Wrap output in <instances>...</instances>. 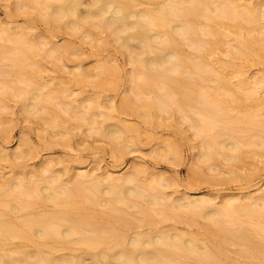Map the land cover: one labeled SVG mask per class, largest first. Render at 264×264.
I'll return each instance as SVG.
<instances>
[{"label":"rangeland","instance_id":"374dc122","mask_svg":"<svg viewBox=\"0 0 264 264\" xmlns=\"http://www.w3.org/2000/svg\"><path fill=\"white\" fill-rule=\"evenodd\" d=\"M22 1L23 0H17V1H15V3L13 2L14 3L13 4L10 1H9L10 3H8V0H6V3H5V0H0V25H1L0 26V29H1L0 30V34H1L0 39L2 38L0 40V51H1L0 54L3 56L7 55V56H5V58L3 56L1 57V55H0V64L2 63L0 65L1 66L0 67V95L4 94V92L5 93L8 92L7 94L10 97L8 99V101H9L8 106L11 107V108L10 107L8 108L9 110L8 109L7 110L6 109H0L1 110L0 113L2 115H4L5 117H7L6 118L7 120L5 119L6 123L4 124L3 127L0 128V149H3L6 152H8L9 156H10V160H11L9 163V162H7V160H5L3 158L0 159V189H1L0 190V197H1L0 198V211L4 212L6 210L4 212V219L8 218L6 220H16V219L18 220V219L24 217L25 214L28 215L31 212H32L31 214L35 213V215H36V214H41L44 212H46V213L52 212L53 209H54V211L59 210V208L55 209L52 205H49V203L45 204V202H43L42 200L40 202V198L38 196H36V192H34V191H36L37 187L42 188V186L44 187L47 185L48 181L53 180V178H54V180H56V178H58L59 180L58 179L57 180L59 183H57V184L59 186L58 185L57 186H58V190H60V191H64L67 189L71 190L73 188V186H75V185H76V188L79 187L78 193L81 194V197H80V194H77L78 197H76L74 199L73 198L69 199L70 203L68 206H66L68 208V210L65 207L62 208L64 211L68 212L67 214H69V213L72 214V215L69 214V218L71 220L79 221V219H81V217L85 216L84 217L85 219H81V220H83V223L85 222L84 224H86L87 226L86 225L84 226V224L82 222H81V225L79 223V226L81 227V229L83 228L85 231H83L84 233H80V235L79 234L76 235V237H75L76 239H78V238L80 239L83 236V234H85L87 231H89L88 225L92 222L89 225V228H90V226L96 225L97 228H99L101 230L102 237L104 234H106V235H104V237L107 240H108V238H110L112 236L111 237L112 239H109V240H113V242H118V243L120 242L121 243V244L119 243L120 246L118 245L117 247H115V249L110 251L111 253L112 252L115 253L118 250H120L126 246V243L130 237L132 238V237L136 236L137 238L141 237L140 238L141 241L142 240L143 241H145V240L150 241L155 236H158V235L159 236L162 235V236L168 238V235L170 236V235L178 233V234L185 236L184 239H194V240L197 239L196 245H200V247H201L200 251L206 252V250L209 248L208 253L206 252V254H204V256H201L200 254H199L200 256L196 255V257H195V255L194 256L190 255V262L191 263L193 262V264H197L198 261L201 264H203V263L204 264H231V263L232 264H236V263L237 264H240V263L241 264H244V263L245 264H253V263L257 264V262L260 261V260L259 261L257 260L258 259V253L261 251V248L258 244L264 243V233L262 231L259 232L258 228L255 226V224L253 222L252 223L248 222V219L246 217L240 218L238 216V218H237V215L234 212H231L230 216H233V217L226 218V219H231V220L225 221L226 219H223L224 220L223 224L222 223L221 224L220 223H212V224L209 223V224H207L208 222L206 220H204L203 214H205V212H204L205 209L206 210L209 209V212L211 210L212 211L213 210L218 211V210L222 209L224 204L227 205L230 202H231V205L233 207L232 209H235L237 211H242L243 210L242 207H245L246 209H248L247 211L250 213V212H253L258 207L255 210V212H253L254 215H257V211H261V213H264V212H262V211H264V209H262V210L259 209V205L264 203L263 198H262V201L260 200L261 194H263L262 197L264 196V192H263V190H264V156H263L264 155L263 154L264 147L258 148V147L253 145L259 141H264V127L260 129V128H256L254 126L253 127L249 126V128L248 127L246 128V126H243L246 128V129H244L243 127L241 128L242 125L241 126L239 125L240 127L238 125H234V128L231 125V128H233V129H231L230 132L232 134H228L227 136L225 135L224 137L219 138V140H221V141L227 140L226 142H228V143L230 142L229 144H232L234 146L236 145L237 142H241V143L243 142L242 146L241 145L239 146V153L244 154V156H245L244 161H246V160L247 161L244 164H239V163H237L238 161L236 159L231 157V155H233L231 153V151H228L229 153H231L230 156H228V155H226V154H229L228 152H226L227 150H224V152L223 151L221 152V149L219 150V148L216 145H211L212 141H209V140L206 141V138L203 136L202 130L200 131V129H201V126H200L201 122H199L200 119L197 120L198 118H200V115L198 114V110L196 112V110L193 109L192 113H190L191 115L188 114L189 117L192 116V118L194 119V122H188L187 121L188 119L186 120L184 118L181 119L182 114H180V112L177 110V107L174 106L175 104L173 103V100H171L172 98L174 99V97L170 94L169 95L166 94V92H167L166 89H167L168 85H173V86H175L177 84L181 85L182 92H181V96H179L178 98L180 100H182L183 102L188 103L190 105L193 103L192 105H194V107H197V108L199 107L203 110L205 109V111L209 112L210 114L214 112L212 115H214L215 119H218L219 121L221 120V122H220L221 128H224L227 125L230 126L229 120L231 118H233L234 116L237 117L238 115L240 116L241 112L246 110V108L247 109L249 108V110L254 108L253 105H255V104L252 105V102L250 103V101H249V102H247L246 105L244 104L245 106L243 107V109L238 107L237 104L236 105L233 104L232 106H230L227 109V112H228V113H226L227 115L225 114V112L223 113V111L220 112L218 107L217 108L215 107V109H216L215 110L214 106L211 105L212 106L211 107L210 105L207 104V99L205 97L206 95L203 96L202 95L203 93L201 94V91H199L198 88L200 86H202V87L204 86V87H206L204 90H206L208 92L211 89L208 93L213 94L216 92L215 88H214V87H216V85H215L216 82L213 83V81H214L213 79H212L213 81L212 80L205 81L202 78H200L199 76H197L198 77L197 78V77H194L196 75H189V73H188V75H187V73H185L184 74L185 77H184V75H182V73H184L185 71L182 69H177L176 72L172 73V76H171V73L168 74V76L166 78L167 82H166V79H164L162 81V79H160V78L154 79L155 81L154 80L147 81L148 79L146 77H142V79L139 81L137 80L136 83H133L136 80H134L131 83L130 81H128V78H126V76H128L127 74H130V76L134 77L133 72L134 73L136 72L137 67L135 65V67H134L135 69L132 68V64L134 66V63H132L133 60L130 61L128 56L125 57L126 55L120 50L119 43L117 41L116 42H114V40L111 41V43L108 45V48L107 47L103 48V46H102V48L97 47V49H96L95 47L97 46V43L100 41H98L96 43L95 40H98L99 38H100L99 40L104 39L105 38L104 36H106V34L104 35V33L101 30H99V29L97 30V28L95 27L94 31L96 30L95 32L97 35H95L94 37H87V34H84L81 31L78 32L79 36H78V33H75L76 35L73 34L74 37L72 36V34L67 35L68 31L64 28L63 23H54V22L52 23L51 21L49 22V20H47V18H46L47 11L45 12V10H43V9L41 10V7L37 6L36 3L35 4L33 3L31 5V3H26L24 1L23 2ZM146 1L148 2V0H146ZM146 1L144 0V2H143L142 0H138L139 5L136 7L137 8L136 10H140V9L143 10V9H147V8L148 9H152V8L156 9V8L162 7L163 5L164 6L169 5L172 7L175 6L174 8L176 10L179 7L178 9L180 10V13H179V10H177L176 15L178 14L179 16L177 15L178 18L176 19V21H178V22L180 21V22L178 23L175 21V22H173V25L171 24V26H174V24L175 25L181 24L184 21H185L184 23H186L188 21L190 22V21H192L190 19H193V21L195 22L193 24V26L189 25L187 27L189 28V30L192 27L191 32H193V31L196 32L198 40H199V38L201 39V37H202L201 40H203L205 38V41L206 40H213V39L216 40L215 37H212V36L207 35L205 33L206 30H208V28L206 26L207 25V19L205 20V18H206L205 12L202 9L199 10L200 6L198 7V5L196 6L195 4H193V8H191L190 6H188L186 4L179 5L180 0H176V1L175 0H173V1L172 0H154V1L149 0V2L152 4H150L149 2L145 3ZM204 1L206 3H208V9H209V11L211 10L210 11L211 16H215L216 14L221 15L222 13L223 14L221 16H224V14H225L223 11V10H225L224 5L217 4V3H220V1L213 0V3H212V1L210 2L211 5L209 4V0H207V1L204 0ZM242 2L244 4L248 3L250 6L253 5L254 7H256V9H258L257 11H258V15H259V20L261 19V21H259V22H261L260 26L262 25L261 27H262V29H264V0H242ZM16 3L17 4L19 3V5H17ZM22 3H24V4L21 5ZM176 3H177V5H176ZM214 4L218 10L214 6ZM11 5H12V7H11ZM24 6H27V7H25V9H24L23 8ZM222 6L224 7V9H222L223 8ZM189 7L192 10H190ZM196 7H197V9H196ZM209 7H211V8H209ZM37 9H39V11ZM183 9H184V11H183ZM214 9H216V10H214ZM192 11H193V13H192ZM182 12H185L186 14L189 12L192 15H190L188 13L189 16H187V15H185V13H183L185 15L183 17ZM195 12H197V14H195ZM211 12L214 13L215 15L211 14ZM196 15L198 17H196ZM186 16L190 17V18L188 19ZM180 17L182 19L185 18L186 20L185 19L182 20ZM194 17H196L197 19L195 18V20H194ZM46 20H47V23H52L54 25L47 24L45 22ZM205 22H206V24H204ZM26 24L28 26L32 27V29L28 28L27 31L29 33L32 31L33 33L31 32L30 33L31 35L29 34V38L32 36L31 39L36 40V43H37L36 48H37V51L40 53V55H38L39 58L37 57V59H40V58H41L40 60L43 59L44 64L49 63V64H45V66L48 65L45 67V71L42 70L43 73H38V76L36 75V77H35L36 80L34 79L35 82L37 81L36 84L38 86H31V87L26 86V85L22 86V84L19 82V80L16 79L15 75L9 76V74H10L9 64L11 65L12 60L14 58V55L10 54V56H9V54H7V53L14 49V44L7 39L4 30H2L5 28L4 26H7V25L8 26L9 25H11V26L16 25V26L25 27V26H27ZM57 24H60L59 26H61V25L62 26L58 27ZM196 25H197V27H196ZM50 26L54 27V28L56 26L58 27V29L56 30L55 33H53V35L48 33V31H50ZM194 26H195V28H193ZM205 28H207V29H205ZM60 29H65V30L63 32V30H60ZM60 31H62V32H60ZM201 31H202V33H201ZM98 32H100V33H98ZM232 32H233V30H232ZM80 33H81V35H80ZM151 34H155V32L154 33L151 32ZM198 34L200 35V37ZM33 35H34V37H33ZM49 35H50V37H49ZM54 35H56V36H54ZM84 35H85V37H84ZM3 36H5L4 39H3ZM70 37H72V38H70ZM231 37L233 38L235 36L232 34ZM91 38H93V39L91 40ZM232 38H230V39H232ZM6 39H7V41H6ZM178 39L179 38H177V42H178V46H176L177 49L180 50V52L183 53L185 56H187L191 59L193 58V61L197 60V57H199L201 54H203L204 50L206 52L207 48L209 47L205 43L203 44L201 41H200L201 42L200 43L198 40L191 39L189 36L188 37L185 36L184 38H182L183 40L182 39L178 40ZM225 40H228V41H225ZM232 40L229 41V39H224V44L220 43V46L221 47L224 46V48H221L220 46H218L219 47V48L217 47L218 49L215 48L214 50L211 51L212 55L210 54V56H208V59L210 58V60H213L212 62L214 64L209 60L210 64H212V66L214 65V67H216L217 63H220V61H222V63H224L225 61L228 62L231 60L232 57H231V55H228V50L225 49V45L230 42L226 46V48L234 50L235 48H233L234 46L232 45L233 44ZM47 41H48V43H46ZM187 41H189V42H187ZM194 41H196V42H194ZM53 44H55V46L57 45L56 47H60V46L62 47L65 44H69L70 50L65 51L64 53H62V55H60L59 53H56V54H52L53 56H51V55H49V51L52 49ZM230 44L233 47H231ZM179 46L181 47V49ZM117 47H118V49H117ZM159 47L164 48V46H162V45H159ZM119 50H120V52H119ZM73 52L74 53L76 52L77 54L75 53L74 55L70 56L69 54H73ZM187 53H189L190 55H188ZM65 55L67 56V59H66ZM197 55H199V56H197ZM11 56H13V57H11ZM150 56L152 57L153 54L152 55L150 54ZM254 56L255 55H253L254 61H253L252 57H250L251 59L249 58V60L243 58L244 62H243V59H241V60L236 59L237 61L234 60V61H236L235 64L237 63L235 67L238 70H241V73L243 74L242 77H244V79H246L245 81L250 82L252 84L258 80V78H259V77H257L258 75L259 76L264 75V58L260 59V57H259V59H257L258 56L257 55L255 57ZM7 58H9L8 61H7ZM62 59H64V60H62ZM61 60H62V62H61ZM259 60H260V62H259ZM65 62H67V63H65ZM62 63L64 65H62ZM248 63H250V65ZM99 64L101 66H105V65L107 66V65H111V64L113 65V67H114V65L116 66V67L111 69V73L114 76L111 77V75H110V78H109V80L111 81V84L113 82V86L110 84L105 86L106 83L102 82L103 80L101 78L98 79V78H96V76H94L99 71V66H100ZM218 66H219V64H218ZM238 67H240V69ZM78 69L82 70V71L84 70L85 72L87 71V74H88L87 79L88 80L87 81L85 80L86 82L84 81V83L81 82L80 84L77 82L78 79H81L80 76H77V77L75 76L76 72H78ZM131 71H132V75H131ZM181 71H182V73H180ZM224 71L225 70H222V72L224 74L229 73V75L232 76L231 71H228V70L226 72H224ZM72 74L74 76H72ZM115 74H117V75H115ZM72 77H74L75 79ZM168 77H169V79H168ZM171 77H172V79H171ZM210 77H213V76L210 75ZM242 77H241V79H242ZM89 78L91 80L92 79L93 80L88 82ZM111 78H113L114 80ZM193 78H195V79H193ZM234 78H236V77H232V79H234ZM94 79H95V81H97L96 83H95ZM96 79H98V80H96ZM232 79H231V82H232L231 85L233 84L232 87L236 88L238 79L236 78L237 81L235 79L234 80H232ZM157 80H159V81H157ZM180 80L182 83L180 82ZM184 80H185V82H183ZM145 81H147L146 84H145ZM170 81H172V82H170ZM201 81L203 83L205 82V84H203ZM210 81H212V82H210ZM164 82H165L166 86L164 85ZM196 82H198V83H196ZM60 83H61V85L62 84L64 85L63 88L67 87L66 89L68 91L72 90V91H70L71 94L73 93L72 95H76L80 92H84V94H86V97L83 98V100L85 99L86 101L84 100V102H82V100H78L81 103H79L78 101H74V102L72 101L71 102L72 105L77 107V108H72L70 110L67 108V106H63L60 104H59L60 106L57 105L58 102L56 99H53L52 92L51 91L48 92L49 90L48 91H46V90L48 88L51 89V87H52V89L56 88L59 90L63 86V85L60 86ZM97 83H101L102 86H100L99 88L97 87L98 89L93 88V84H97ZM175 83H177V84H175ZM191 83L193 85L189 86ZM40 84L42 86H40ZM45 84H47V85H45ZM78 84L80 85V87ZM162 84H163V86H162ZM185 84H186L187 88H185V86H184ZM43 85L46 86L47 89ZM18 86L21 88L19 89ZM109 86H111V87H109ZM29 87H30V89H29ZM89 87H91L96 92V93H93L95 96L92 94V92H94V91L91 90ZM189 87H191V88H189ZM22 88H24L23 90H25V91H27V89H28V92H30V94H33V93L37 94L38 93L37 95H39L42 99L44 98V103L46 104L47 107L51 106L55 110L57 109L56 111L58 113L61 112L60 114H63V115H61L62 118H65V120L68 122V124L70 125V130H71V131L70 130L69 131H70V133H73V134H70V136H71L70 138L68 137L69 140L67 138L68 141H66L64 133H62L61 131H60L61 133L59 131H55V129H53V128L51 129V127L49 126V124H47V122L44 123V122L40 121V119H42V118H44V119L50 118V115L47 114V112H45L44 110H42V108L40 106H39L40 109L38 107L36 109L37 113L33 112L35 115L32 113V114H30L31 116H29L28 115L29 113L26 114L27 112L26 113L23 112V108H20V106L22 107V105H21L22 99L20 97L18 98V94H17V92L19 90H21ZM183 88H185V89L183 90ZM196 88H197V90H196ZM212 88H214V90H212ZM4 89H6V90L4 91ZM9 89H12V90L10 91ZM188 89H191V91H189ZM192 89L197 91V92L193 91V93H192ZM49 93H51V94H49ZM15 94H16V96H15ZM260 94H258V97L259 98L262 97V99H263L264 98L263 93H260ZM127 95L130 98H132L131 101H132L133 107L131 109L132 112L128 111V113H127V111H126V113H125L123 111H120L119 108H120L122 101L124 100V98H126ZM87 96L90 98L93 96L96 99H98V97H100L99 99H101V98H103L104 100L106 99V101H103L104 103H102V105L99 108L95 109L96 111H98V112L94 111L93 115L95 117L92 116L91 114H89V111L91 108V102L89 101L90 98L87 99ZM151 97H152V99H151ZM203 97L205 98L206 101H204ZM258 97H257V95L254 96V99H257L256 103H259L262 100V99H259ZM69 98H71V96L67 97L68 101L70 102L72 99H69ZM147 99L152 100V101L154 100V103L157 101L156 105L159 106L158 110L160 109V111L164 114L163 115L161 112H158V113H160L159 114L160 117H162V118L159 117V119L162 120V122H159L160 124H158V122H155V121H153L154 124H153V122L150 123V120L148 118H144L142 116V111L139 109V107L141 106V103H143V101L147 100ZM157 99H159L160 101ZM169 99H170V101H169ZM141 100H143V101H141ZM196 100L201 102V103L197 102ZM161 101H162V103H161ZM190 101H191V103H190ZM30 102H32V101H30ZM54 102H56L57 104L55 105ZM77 102H78V105H77ZM202 102H205V103H202ZM18 103L20 106L18 105ZM88 103H90V104H88ZM195 103L196 104L198 103L199 106L195 105ZM53 105H55L56 107ZM135 105L138 107L139 111L137 110V107H135L136 109L134 108ZM200 105H201V107H200ZM89 106H90V108H89ZM109 106H111L112 108L110 109ZM166 106H168V107H166ZM87 107H88V109H87ZM113 107L115 109V111L113 110L114 112L112 111ZM175 107H176L177 112L175 110ZM209 107H210V110H209ZM99 110H101L102 114H107V115L111 114L110 116H111L112 120L113 121L114 120L119 121L120 125L125 124V125L136 126V127H134L135 131H136V129L138 131L129 132V133H127L128 135L125 134L124 142H126V143H124L122 141V139L116 143L117 145L119 144V147H121L123 150L125 149V152L122 151L121 148H116L115 149L116 151H115L113 148H111L110 143L108 141L104 140V138H102V137H99L100 135L97 132H95V130H94L95 127H93V126H97L96 122L101 119V118H98V117H100V114H101V112ZM162 110H165L167 112L169 111L168 113L171 114L172 116H170L167 112H163ZM42 111H44V112H42ZM108 111H111L112 113L108 112ZM170 111H173L174 113H171ZM64 112H66V113H64ZM44 113H46V114H44ZM96 114H97V116H96ZM196 114H198V115H196ZM216 114L218 115V117L215 116ZM197 116H198V118H197ZM39 117H40V119H39ZM224 117L228 120H226ZM147 119L149 120V122ZM95 120H96V122H94ZM222 120H224V121H222ZM177 121L179 122V124ZM8 123H9V125H8ZM112 123L113 122H111V124ZM161 123H163V124H161ZM175 123H177L178 125ZM84 124L86 126H84ZM198 124H200V125H198ZM45 127H46V129H45ZM107 127H108V130L115 128L113 126V124L109 125ZM2 128H5V129H2ZM89 128H91V130L93 128L94 132H92V131L90 132ZM240 129H243V131L241 132ZM43 130H44V132H46V130H48L49 133L48 134L45 133V135H44ZM262 130H263V132H261ZM195 131H196V134H194ZM148 135H149V137H147ZM130 136L134 137V139H135L134 142L136 141V143H133L134 145H131V143H130L131 142L129 139ZM251 136H253V137H251ZM241 137L243 138V140ZM64 139H65V141H64ZM60 140H63L64 142L63 141L61 142ZM127 140H129V141H127ZM203 140L206 143H204ZM256 140H257V142H256ZM121 141L123 144L121 143ZM208 142L210 145L208 144ZM203 143H204V145H203ZM205 145H209V147H210L209 150H207L208 152L206 150H205L206 152L204 151ZM167 146H169V150H168ZM128 148H130L131 150ZM202 148H203V150H202ZM216 148L219 151H217ZM126 149L131 151V152L129 153V151H127ZM250 151H251V153L253 151H255V152L257 151L256 153H258V155H257L258 157L252 156V155L250 156L249 155ZM166 156L171 157V158L166 159ZM214 159H215V161H214ZM231 159H233V160H231ZM249 160H250V162H249ZM248 162H249V164H247ZM46 169H48V172L50 171L49 174H48V172H44V170H46ZM131 171L133 173L136 171L138 172V173H135L136 174L135 179L131 178V175H132ZM46 174H48V175H46ZM81 175H83L84 177ZM107 175L108 176L110 175L112 178L114 177L113 178L114 180L112 181L111 184H110L111 181L109 180V178H107ZM228 175L230 177H228ZM125 180H127V181L125 182ZM153 180L154 181L156 180L155 184L157 185V183H158L157 187L158 186L159 187L156 189V192L149 190L150 192L148 193L146 191V190H148V188L146 185L144 186V184L145 183L148 184L150 182H153ZM24 181H25V183H24L25 189L24 190H27V191L23 190V193L28 194L29 192H31V194L30 193L28 194L29 197H25L26 200L29 201L30 206H29L27 211H23L19 214L18 213L12 214V212L9 211L6 203L4 202L5 200L12 197L11 196L12 194H10V192H8V190H9L8 186L11 183L14 184L17 182L20 183V182H24ZM77 182H79V183H77ZM96 182H99V183H97L98 185L96 184ZM81 184L84 185L83 187H86V185H88V184H89V186L91 184L92 185L96 184L97 186H99L98 187L99 191L96 193L94 190V192H93L94 194L93 193L91 194V192H89L87 190L83 191L84 189L82 188ZM115 184H117L118 186H115ZM1 185L3 186V189H2ZM4 185H5V188H4ZM114 186H115V188H119L120 193H121V194L119 193L117 198H116V200L118 202L116 200L114 201L115 203L113 202L114 209H117L120 211V213H118V214H117V212H115V210L112 207H110V206L108 207L107 205H105L104 202H106V200H105L106 197L101 193L105 188L106 189H109V187L114 188ZM28 187H29V189H28ZM34 187H36V188H34ZM127 187L131 188V189L135 190L137 193H139L138 198L139 197L140 198L139 199L137 198L138 200L136 199L138 201V206L136 208L135 207L133 208L131 203H129L123 197V194H122L123 190L126 189ZM81 189H83V190H81ZM140 190H142L143 192ZM258 190H262V192H260ZM32 193H34V194H32ZM1 194H2V196H1ZM100 194H102V195H100ZM153 194H155V195H153ZM143 195H144V197H143ZM101 196H102V198H101ZM32 197H33V199H32ZM257 197H260V198L257 199ZM27 198H30L31 200L27 199ZM196 198L199 199V203H197L198 201H195V200H197ZM200 198L202 199L201 201H204V203L202 202L201 205H200ZM34 199L38 200V201H35ZM82 199L84 201H82ZM238 199L240 201H238ZM1 200H3V201H1ZM207 200H209V202ZM250 200H252V201H250ZM148 201L154 204V206H152L153 209L156 208V210H161L162 213L157 215V214L153 213V211H150L148 206L146 205V203ZM76 202L81 203V205L83 203L82 206H84V207H82V208L84 210L86 209L85 212L81 213L79 211V209H78L79 205ZM186 202H188V203H186ZM194 202H196V204ZM192 203H194V204H192ZM209 203L211 206L209 205ZM255 203H256V207H255ZM257 203H259L258 206H257ZM73 204H75V205H73ZM187 204H188V206H187ZM139 205H141V206H139ZM180 205H186L187 209L189 208V210H186V209H184L182 211L180 210V211H178L179 212L178 213L174 209L176 206L178 207ZM195 205L201 206L202 209L199 208V209H201V210H199V209L195 208V213H194V209H192V208L196 207ZM213 205H214V207H213ZM128 206L131 208H129ZM191 206H193V207H191ZM235 206H236V208H234ZM3 207H5L4 210H3ZM146 207H147V209H146ZM249 207H251V208H249ZM51 208H53V209H51ZM70 209H72L73 211ZM240 209H242V210H240ZM77 210H78V212H76ZM191 210H193V211H191ZM196 210H198L197 211L198 216L196 215ZM184 211H186V212L184 213ZM187 211H189V214H187ZM232 211H234V210H232ZM8 212H9V214L11 213V215L8 216ZM75 212H76V214H74ZM79 212H80V214H79ZM86 212H89L88 215ZM190 212L191 213L193 212L195 216L192 215ZM84 213H85V215H84ZM206 213H208V210L206 211ZM175 214H177V215H175ZM73 215H75V216H73ZM86 215L89 218H86ZM117 215H119V217H117ZM166 215L169 217H172V218H175V217L176 218L166 220ZM187 215H188L189 219L187 218ZM235 215H236V217H235ZM184 216H186V217H184ZM240 216H243V215H240ZM74 217H76V218L74 219ZM92 217L94 218V221L89 220V219H92ZM97 217H99V218H97ZM104 217H106L107 219L106 218L104 219ZM191 217H192V219H194V221H192ZM116 218H117V220H115ZM108 219H110V220H108ZM241 219H243L244 221ZM245 219H247V220L245 221ZM84 220H86V221H84ZM99 220H101V221H99ZM95 221H97V223ZM102 221L104 222V224ZM230 221L232 222V226H231ZM235 221H237V223ZM105 222H108L109 224H107V223L105 224ZM192 222H194V223H192ZM225 222L227 223V225ZM244 223H247V224L245 225ZM205 224H207V225H205ZM215 224H217V225H215ZM251 224H252V226H251ZM106 225H108V226L105 227ZM202 226H204V227H202ZM209 227H211L212 230ZM244 227L247 228L248 231ZM213 228L216 230H214ZM251 228H252V230H251ZM103 229H105V230H103ZM109 229H110L111 233L108 232ZM205 229H206V236L204 235ZM200 230H202L203 232H201ZM209 230H211V231L209 232ZM104 231H105V233H104ZM212 231H214V232H212ZM215 231H217V232L221 231V232L218 234ZM231 231H233V233ZM106 232H108V233H106ZM258 232H259V234H258ZM222 234L224 236H228V237L230 236V238L224 237ZM107 235H109L110 237L109 236L107 237ZM202 235H204V236H202ZM113 236H115L116 239ZM142 237H143V239H142ZM234 237H236V238H234ZM75 238L73 237L72 241H77ZM53 239L56 241V243L61 245V246H59L57 244L59 251L55 252V251H51L49 249L44 248V249H46V250H43L46 256L56 257V256H60L61 254L62 255H73V254L78 255L81 252L80 249L84 250L83 247H79L80 245L77 246L78 244H71L70 243L71 244L70 247L68 245H65V247H63L62 244L64 245L67 243H65L64 240L60 238V236L56 237V235H53ZM57 239L60 242H58ZM114 239H115V241H114ZM258 239H260V240H258ZM61 240H63L64 243ZM220 241H221V244H220ZM257 242H258V244H257ZM13 244L21 246L22 242L21 241H14ZM27 244H25L24 250L32 249V245L30 246L29 243H27ZM218 244H220V246H218ZM221 245H222V247H221ZM217 246L220 249V253L218 252V249H216ZM246 246H247V248H246ZM202 247H204V249H202ZM248 247L250 250L248 249ZM245 249L248 251L252 250V252L246 253V251H245V254L243 252L242 253L240 252L242 250L244 251ZM258 249H260V250H258ZM221 250H224V252ZM209 251H211V253ZM222 253H223V255H222ZM211 254H213V255H211ZM19 256L20 255H16V257L15 256L14 257L18 258ZM191 256H193V257H191ZM191 258H194V259H191ZM199 258H200V260H198ZM195 259L197 260V263H196V261H194ZM250 259H252V260H250ZM259 263L264 264V260L262 263L261 262H259Z\"/></svg>","mask_w":264,"mask_h":264},{"label":"bare ground","instance_id":"6f19581e","mask_svg":"<svg viewBox=\"0 0 264 264\" xmlns=\"http://www.w3.org/2000/svg\"><path fill=\"white\" fill-rule=\"evenodd\" d=\"M9 1L11 3H13V2L15 3V1H17V0H8V3H10ZM23 1L26 2V3H31V5L33 3L34 4L36 3L37 6L41 7V10L43 9V10H45V12L47 11L46 18H47V20H49V22L51 21L52 23L53 22L54 23H63L64 24V28L68 31L67 35L68 34H70V35L72 34V36H73V34L78 33V32L81 31L84 34H87V37H94L95 35H97L96 32H95L96 30L94 31V28L96 27L97 30L98 29L101 30L104 33V35L106 34V36H104L105 37L104 39L99 40L100 39L99 38L98 40H95L96 43L98 41H100V42L97 43V46L95 47L96 49H97V47L98 48L99 47L102 48V46H103V48L104 47L105 48L106 47L108 48V45L111 43V41H113V40H114V42L117 41L119 43L120 50L126 55V56L125 55L124 56L125 57L128 56L129 59H130V61L133 60L132 63H134V66L132 64V68L135 69L134 68L135 65L137 67L136 72L135 73L133 72L134 77L130 76V74H127L129 77L126 76V78H128V81H130L131 83L134 80H136V81L133 82V83H136L137 80L138 81L141 80L142 77H146L148 79L147 81H152V80H154L156 78H160L163 81L164 79L167 78L168 74L171 73V76H172V73L173 72H176L177 69H182V70L185 71L184 73H182V71L180 72V73H182V75H184L185 73H187V75H188V73H189V75H196L194 77L199 76L200 78H202L205 81H209V80H212L213 79L214 80V81L212 80L213 83L216 82V84H215L216 87H214L216 92L213 93V94L208 93L211 89L208 92L206 90H204L206 88L204 86H203L204 88L202 86H200L199 88L197 87V88L199 89V91H201V94L203 93L202 94L203 96L206 95L205 97L207 99V104L210 105V106L211 105L214 106V109H215V107L216 108L218 107V109L220 110V112L223 111V113L225 112V114L228 113L227 112V109L230 106H232L233 104H235V105L237 104L238 107H240L242 109L247 104V102H249V101H250V103L252 102V105L255 104V105H253L254 108H252L250 110H249V108L248 109L246 108V110H244L243 112H241V114L239 113L240 116L238 115L237 117L234 116L235 118L234 117L231 118L229 120L230 126L227 125L224 128H221L220 127L221 120L219 121L218 119H215L214 115H212L214 112L210 114L209 112L205 111V109L203 110V109H201L199 107L198 108L197 107H194V105H192L193 103L190 105L188 103L183 102L182 100H180L178 98L179 96H181V92H182L181 85H178L177 83H175L177 85H175V86L168 85L167 86V89L164 87L167 90L166 94H168V95L170 94V95H172L174 97V99L171 97L172 98L171 100H173V103L175 104L174 106H176L177 107V110L180 112V114H182L181 115L182 116L181 119L184 118L186 120L188 119L187 120L188 122H194V119L192 118V116L189 117L188 114L192 113V110L193 109L196 110V112L198 110V114L200 115V118H198V116H197L198 119L197 118L196 119L197 120L200 119L199 122H201V125L200 124H198V125L201 126V129L200 128L199 129H200V131L202 130L203 136L206 138V141L207 140L212 141L211 145H216L219 148V150L221 149V152L222 151L224 152V150H227L226 152L231 151V153L233 154V155H231V157H233L234 159H236L238 161L237 163H239V164H244L247 161V160L244 161V159H245L244 154L239 153V146L240 145L242 146V143L243 142L242 143L241 142H237L236 145L234 146L232 144H229L230 142L229 143L226 142L227 140L226 141H221V140H219V138H222L225 135L227 136L228 134H232L230 131H231V129L234 128V125H238V126L239 125L240 126L242 125L241 128L243 126H246V128L247 127L249 128V126L250 127L251 126L252 127L254 126V127L260 128V129L264 127V98L262 99V97L261 98L258 97V94H260V93H263V95H264V75H261V76L258 75L257 76V77H259L258 80L252 84L250 82L245 81L246 79H244V77H242L243 74L241 73V70H238L235 67L236 64H237V63L235 64V62L237 61L236 59H240L241 60V59L244 58V59H248L249 60V58L252 57V59L254 61L253 55H255V56L257 55L258 56L257 59H259V57H260V59L261 58H264V31H263L264 29H262V27H261L262 25L260 26V23L261 22H259V21H261V19L259 20V15H258V11H257L258 9H256V7H254L253 5L250 6L248 3H247L248 5L246 3L244 4L242 2V0H218V1H220V3H217V4L224 5L225 10H223V11H224L225 14H224V16H221L223 13L221 15H219V14H216L215 15L214 13L211 12V14H214L215 15V16H211L210 15V11L211 10L209 11V9H208V3H206L204 0H180L179 1V3H180L179 5L186 4V5L190 6L191 8H193V4H195L196 6L198 5V7L200 6L199 10L202 9L205 12V17H206L205 20L207 19V25L206 26L208 28V30H206L205 33L207 35H210V36L216 38V40L213 39V40H206L205 41V38L203 40H201L202 37H201V39L199 38V40H198L196 32H194V31L191 32L192 27L190 26L191 27L190 30L187 27L189 25H192L193 26V24L195 23L193 21V19H190L192 21H190V22L188 21L186 23H184L185 22L184 21L183 22L184 24L183 23L177 24V25L174 24V26H171V24L173 25V22H175L176 19L178 18L177 17L178 14L176 15V12H177V10H179L178 9L179 7L178 8L176 7L177 8V10H176L174 8L175 6L172 7V6H169V5H167V6L166 5L165 6L163 5L162 7H159V8H156V9L155 8H152V9H148L147 8V9H143V10H141V9L140 10H136L137 9L136 7L139 5L138 0H23ZM142 1L144 2V0H142ZM211 1L213 3V0H209V4H210ZM148 2H149V0H148ZM148 2L146 1L145 3H148ZM5 3H6V0H5ZM177 3H176V5H177ZM23 4L24 3H22L21 5H23ZM150 4H152V3H150ZM215 4H214V6H215ZM12 5H11V7H12ZM17 5H19V3ZM25 7H27V6H24L23 8L25 9ZM190 7H189V9H190ZM224 7L222 9H224ZM209 8H211V7H209ZM196 9H197V7H196ZM216 9H217V7H216ZM216 9H214V10H216ZM37 10L39 11V9H37ZM190 10H192V9H190ZM183 11H184V9H183ZM197 12H195V14H197ZM179 13H180V10H179ZM183 13H185V12H182V14ZM188 13L187 14L185 13V15L189 16ZM192 13H193V11H192ZM189 14L192 15L191 13H189ZM185 15L183 14L182 16L184 17ZM196 17H198V16L196 15ZM196 17H194V20H195ZM187 18L189 19L190 17H187ZM183 19H185V18H183ZM47 20L45 21L46 23H47ZM176 22H178V21H176ZM52 23H47V24H52ZM204 24H206V22ZM52 25H54V24H52ZM59 25L60 24H57L58 27H61L62 26V25L61 26H59ZM4 27L5 28L2 29V30H4L7 39L14 44V49L11 50V51H9L7 53V54H9V56H10V54H13L14 55V58L12 60L11 65L9 64V69H10L9 76L10 75H13V76L15 75L16 76V79L19 80V82L22 84V86L23 85L30 86V87L31 86H38L36 84L37 81L35 82L34 79H35L36 75L38 76V73H43V71H45V67L48 66V65L45 66V64H49V63H45L44 64L43 63V59L42 60H40L41 58L40 59H37V57H38V55H40V53L37 51V48H36V44H37L36 43V40H32L31 39L32 36L29 38V34L32 31L30 33L27 31L28 28H31L32 29V27L31 26H28V25L25 26V27L16 26V25H13V26H11V25L8 26L7 25V26H4ZM56 27L54 28V27H51L50 26V31H48V33L53 35V33H55L56 30L58 29V27L57 28ZM196 27H197V25H196ZM193 28H195V26ZM207 28H205V29H207ZM65 29H60V30H63V32H64ZM232 30H233V32H232ZM60 32H62V31H60ZM151 32H153V33L155 32V34H151ZM98 33H100V32H98ZM201 33H202V31H201ZM232 34L235 36V37H233L234 39L231 37ZM80 35H81V33H80ZM54 36H56V35H54ZM78 36H79V33H78ZM185 36H187V37L189 36L191 39L198 40L199 42L201 41L203 44L205 43L207 46H209L208 48L206 47L207 48L206 52L204 50L203 54H201L200 56L197 55L199 57L196 56L197 57V60H195V61H193V58L191 59V58L185 56L176 47V46H178L177 38L182 39ZM4 37L5 36H3V39H4ZM33 37H34V35H33ZM49 37H50V35H49ZM84 37H85V35H84ZM199 37H200V35H199ZM70 38H72V37H70ZM230 38H232L233 40L230 39ZM7 39H6V41H7ZM92 39L93 38H91V40ZM224 39H229V41L232 40V42H233L232 45L234 47L231 46V44H230V46L233 47V48H235V49L234 50H231V49L226 48V46L230 42L227 43L225 45V49L228 50V55H231L232 58L228 62L225 61L224 63H222V61H220V63H217V66L219 64V66H218L219 68L217 66H216L217 67L216 68V67H214V65L212 66V64H210V62H209L210 58L208 59V56H210V54L212 55L211 51L214 50L215 48H217L218 46H220V43H223L224 44ZM225 41H228V40H225ZM187 42H189V41H187ZM194 42H196V41H194ZM46 43H48V41ZM159 45L164 46V48H160ZM56 46H55V44H53L52 49L49 51V55L53 56L52 54H56V53H59L60 55H62V53H64L65 51H69L70 50L69 44H65L62 47L61 46L60 47H56ZM221 48H224V46H222ZM117 49H118V47H117ZM180 49H181V47H180ZM120 50H119V52H120ZM75 53L73 52V54H69V55L72 56ZM150 54L151 55L153 54V56L151 57ZM187 54L190 55L189 53H187ZM2 56L3 55H1V57ZM5 56H7V55H5ZM5 56H3V57L5 58ZM11 57H13V56H11ZM66 59H67V56H66ZM244 59H243V62H244ZM8 60H9V58H7V61ZM62 60H64V59H62ZM62 60H61V62H62ZM234 60H236V61H234ZM210 61L212 62L213 60H210ZM259 62H260V60H259ZM65 63H67V62H65ZM248 64L250 65V63H248ZM62 65H64V64L62 63ZM114 67H116V66L114 65ZM114 67H113L112 64L111 65H107V66L106 65L105 66H101L100 65L99 66L98 73L96 75H94V76H96V78H98V79L101 78L103 80L102 82H105L106 83L105 86L108 85V84H110V85L113 86V82L111 84V81L109 80V78H110V75H111V77L114 76L111 73V69L114 68ZM238 68L240 69V67H238ZM222 70H225L224 72H226L227 70L228 71H231V75L232 76H230L228 72H227L228 74H224L222 72ZM115 75H117V74H115ZM131 75H132V71H131ZM210 75L213 76V77H210ZM72 76H74V75L72 74ZM75 76L76 77L77 76H80L81 77V79H78L77 80V82L79 84L81 82L84 83L85 80L86 81L88 80L87 79L88 78L87 71L85 72L84 70L82 71V70H79L78 69V72H76ZM184 77H185V75H184ZM232 77H236L238 79L236 88H233L232 87L233 84L231 85V83H232L231 82ZM241 77H242V79H241ZM72 78H74V77H72ZM236 78H234V79L236 80ZM98 79H96V80H98ZM111 79H113V78H111ZM168 79H169V77H168ZM171 79H172V77H171ZM193 79H195V78H193ZM234 79H232V80H234ZM92 80L89 78V81L88 82H90ZM94 81H95V79H94ZM147 81H145V84H146ZM157 81H159V80H157ZM212 81H210V82H212ZM96 82L97 81H95V83ZM166 82H167V79H166ZM170 82H172V81H170ZM180 82H181V80H180ZM183 82H185V80ZM198 82H196V83H198ZM101 83L93 84V88H97V87L99 88L100 86H102ZM41 84H40V86H42ZM203 84H205V82ZM45 85H47V84H45ZM62 85L60 83V86H62ZM164 85L166 86L165 82H164ZM191 85H193V84L191 83L189 86H191ZM162 86H163V84H162ZM184 86H185V88H187L186 87V84ZM30 87H29V89H30ZM44 87H46V86H44ZM63 87H64V85L59 90L56 89V88L52 89V87H51V89H49V88L47 89V87H46V89H47L46 91H48V90H49L48 92L51 91L52 94H53L52 95L53 96V99H56L57 100L58 104L56 102H54L55 105L56 104L57 105L60 104V105H63V106H67V108L70 110L72 108H77V107H75V106L72 105V103H71L72 101L74 102V101L82 100V102H84L85 99L83 100V98L86 97V94H84V92H80L79 91L80 93H78V94L75 93L76 95H72L73 93L71 94V92H70L72 90H69L68 91L66 89L67 87L66 88H63ZM79 87H80V85H79ZM109 87H111V86H109ZM20 88L21 87H19V89ZM89 88L91 90H93L91 87H89ZM185 88H183V90ZM189 88H191V87H189ZM197 88H196V90H197ZM214 88H212V90H214ZM23 89L24 88H22L19 91L17 90L18 91L17 92L18 98L20 97L22 99V104H21L22 107L19 105V103H18V105L20 106V108H23V112H25V113L27 112L26 114L29 113L28 115L31 116L30 114H32L33 112H36L37 107L39 108V106H40L42 108V110H44L45 112H47V114L50 115V118L48 117L49 119H44V118L40 119V117H41L40 116L39 117L40 121H42L44 123L47 122V124H49V126L51 127V129L53 128V129H55V131H59V132L61 131L62 133H64L65 138H66V141H68L69 138L71 137L70 134H73V133H70L71 130H70V125L68 124V122L65 120V118H62L61 115H63V114H60L61 112L58 113L56 111L57 109L55 110L51 106L50 107H47L46 104L44 103V98L42 99L39 95H37L38 93L37 94L36 93L30 94V92H28V89H27V91H25ZM5 90L6 89H4V91ZM9 90L11 91L12 89H9ZM188 90L191 91V89H188ZM193 91H195V90L192 89V93H193ZM195 92H197V91H195ZM7 93L8 92H6V93L4 92V94H1L0 95V109H6L7 110L10 107V106H8L9 105L8 104V102H9L8 99L10 97H9V95ZM93 93H96V92L94 91V92H92V94ZM49 94H51V93H49ZM255 95H257V97L259 99H262L261 101L259 100L260 101L259 103H256L257 102V99H254V96ZM15 96H16V94H15ZM70 96H71V98H69V99H72V100L69 102L68 99H67V97H70ZM92 97L90 98V97L87 96V99L90 98L89 101L91 102V108L89 106L90 111L89 110L88 111H89V114H91L92 116H94L93 114H94V111H96L95 109L96 108H99L102 105V103H104L103 101H106V99L105 100L103 98L99 99L100 97H98V99H96V98L93 97L94 98L93 99ZM131 99L132 98H130L127 95L126 98H124V100L122 101L119 110L120 111H123L125 113H126V111H127V113H128V111L130 112L131 109H132V107H133V104H132ZM151 99H152V97H151ZM157 100H159V99H157ZM30 101H32V102H30ZM141 101H143V100H141ZM162 101H161V103H162ZM169 101H170V99H169ZM204 101H206L205 98H204ZM78 102H77V105H78ZM156 102L154 103V100L153 101L152 100H148V99L147 100H144L143 103H141V106L139 105L140 106L139 109L142 111V116L144 118H148L150 120V123L153 122V121H155V122H158V124H160L159 122H162V120L159 119V117H160L159 114L160 113H158V112H161V111H160V109L158 110V107L159 106L156 105ZM197 102H199V101H197ZM79 103H81V102H79ZM190 103H191V101H190ZM199 103H201V102H199ZM202 103H205V102H202ZM88 104H90V103H88ZM55 105H53V106H55ZM195 105H198V103L197 104L195 103ZM201 105H200V107H201ZM109 107H110V109L112 108L111 106H109ZM135 107H137V106L135 105L134 108ZM166 107H168V106H166ZM176 107H175V110H176ZM87 109H88V107H87ZM113 110L115 111L114 107H113L112 111ZM137 110H138V107H137ZM177 110H176V112H177ZM209 110H210V107H209ZM44 111H42V112H44ZM99 111L101 112V110H99ZM162 111L163 112H167L165 110H162ZM96 112H98V111H96ZM108 112H111V111H108ZM170 112L171 113H174L173 111H170ZM64 113H66V112H64ZM44 114H46V113H44ZM198 114H196V115H198ZM217 114L215 116L218 117ZM110 115L111 114H108V115L107 114H102V112H101L100 117H98V118H101L100 119L101 121L99 120L100 122L99 121L96 122V120H95L94 122L97 123V126H93V127H95L94 128L95 132H97L100 135L99 137H102V138H104V140L108 141L110 143L111 148H113L115 150L116 148H121V147H119V144L117 145L116 143L119 140H121V139L124 142V136H125V134H127L129 132H134L135 131V128L134 127H136V126H133V125H125V124L124 125H122V124L120 125L119 124V121H116V120L113 121ZM169 115L172 116L171 114H169ZM96 116H97V114H96ZM6 118L7 117H5L4 115H2L0 113V128L3 127L4 124L6 123V120H7ZM160 118H162V117H160ZM149 120H148V122H149ZM226 120H228V119H226ZM222 121H224V120H222ZM111 122H113L112 124H113V126L115 128L108 130V127L107 126L112 125ZM153 124H154V122H153ZM161 124H163V123H161ZM175 124H177V123H175ZM178 124H179V122H178ZM8 125H9V123H8ZM231 125L233 126V128H231ZM84 126H86V125L84 124ZM243 128L246 129L245 127H243ZM2 129H5V128H2ZM45 129H46V127H45ZM44 130H43V132H44ZM89 130H90V132L91 131L94 132L93 131V128H92V130H91V128H89ZM240 130H241V132L243 131V129H240ZM136 131H138V130L136 129ZM261 132H263V130ZM45 133L48 134L49 133L48 130H46V132H44V135H45ZM194 134H196V131H195ZM147 137H149V135ZM251 137H253V136H251ZM67 138H68V140H67ZM129 139L131 141L130 142L131 145H134L133 143H136V141L134 142V140H135L134 137L130 136ZM204 140H203V142H204ZM242 140H243V138H242ZM60 141L62 142L63 140H60ZM64 141H65V139H64ZM122 141H121V143H122ZM127 141H129V140H127ZM256 142H257V140H256ZM124 143H126V142H124ZM204 143H206V142H204ZM204 143H203V145H204ZM208 144H209V142H208ZM209 145H205V147L203 146L205 148L204 151L205 150L206 151L209 150V148H210ZM253 145L256 146V147H258V148L259 147H264V141H259V142L255 143ZM167 148L169 150V146H167ZM128 149H130V148H128ZM202 150H203V148H202ZM219 150L217 149V151H219ZM122 151L125 152V149L124 150L122 149ZM127 151H129V150H127ZM130 152L131 151H129V153ZM256 152L253 151L251 153V151H250V154L249 155L250 156L252 155V156L258 157L257 156L258 153H256ZM231 153L226 154V155L230 156ZM263 154H264V151H263ZM1 158L7 160V162H9V163L11 161L10 160L9 153L6 152L3 149H0V159ZM169 158H171V157H167L166 156V159H169ZM231 160H233V159H231ZM214 161H215V159H214ZM249 162H250V160H249ZM249 162L247 164H249ZM44 172H48V169L44 170ZM49 172H48V174H49ZM135 173H138V172L137 171L134 172V173L132 172V175H131V178L132 179H135V175H136ZM48 174H46V175H48ZM81 176H83V175H81ZM228 177H230V176L228 175ZM107 178H109V180L111 181L110 184L114 180L113 179L114 177L112 178L110 175L109 176L107 175ZM57 179L58 178H56V180H54V178H53V180L48 181L47 185L45 184L46 186H44V187L42 186V188H40V187H37V188L34 187V188H36V191H34V192H36V196H38L40 198V202L42 200L43 202H45V204L46 203H49V205H52L55 209L59 208V210H55L54 211V209L51 208V209H53L52 212H47V213L44 212V213L36 214V215H35V213L34 214H31L32 213L31 212L28 215L25 214L24 217H22V218H20L18 220L17 219L16 220H6V219H8V218H5L4 219V212L6 210L4 212L0 211V264H193V262L192 263L190 262V255H193V256L195 255V257H196V255H199L200 254L201 256H204V254H206V252L208 253V250H209L208 247H207L208 249L206 250V252L205 251H200V249H201L200 245H196V240L197 239L196 240H194V239H184L185 236H183L181 234H178V233L177 234L170 235V236L168 235V238H166V237H164L162 235H160V236L158 235V236H155L153 239L151 238L152 240H150V241H147V240H145V241L142 240L141 241V239H140L141 237L140 238H137L136 236L135 237H132V238L130 237L128 239L127 243H126V246L124 248L118 250L115 253L114 252L111 253L110 251H112L113 249H115V247H117L120 242L118 243V242H113V240H109V239H112L111 238L112 236L110 237L109 235H107V237L109 236L110 238H108V240H107L104 237V235H106V234L103 235V237H104L103 238L102 235H101V230L99 228H97L96 225L90 226V228H89V225L92 222L88 225V230L89 231L86 230L87 232L85 234H83V236L80 239L79 238L76 239L75 238L76 235H78V234L80 235V233H84L83 231H85L83 228L81 229V227L79 226V223H80V225H81V222L83 223V220H81V219H85L84 218L85 216L84 217H81V219H79V221H77V220H71L69 218V214L70 215H72V214L71 213L67 214L68 212L64 211L62 208L63 207L67 208L66 206H68L69 203H70L69 202V199H71V198L74 199V198L78 197L77 194H80V193H78L79 192L78 191L79 190L78 189L79 187L76 188V185H75V186H73V188L71 190L70 189H67V190H64V191H60V190H58V186L59 185L57 184V183H59L58 182L59 179L58 180ZM126 181L127 180H125V182ZM155 181L153 180L154 183L149 181L150 183H148V184L145 183L144 184V186L146 185L147 188H148V190H146L148 193L150 192L149 190L156 192V189L159 187V186L157 187L158 183L156 185L155 184ZM24 183H25V181L24 182H20V183L17 182V183H14V184L11 183L8 186L9 187L8 192H10V194H12L11 195L12 197L9 196L10 198L8 197L9 199L5 200L4 202L6 203L7 208L9 209L10 212H12V214H14V213L15 214H17V213L19 214V213H21L23 211H27L28 208H29V206H30L29 201H27L25 197H29L28 194L29 193L31 194V192H29L28 194L23 193V190L25 189L24 188ZM77 183H79V182H77ZM97 183H99V182H96V184ZM96 184H94V185L91 184L92 186L91 185L89 186V184H88V185H86V187H83L84 185L81 184L82 185V188L84 189V190L83 189H81V190H83V191L87 190V191L91 192V194L95 190V192L97 193L99 191V189H98L99 186H97L98 184L97 185ZM117 184H115V186H118L119 185V184L118 185ZM115 186H114V188L113 187L112 188L109 187V189H106L105 188L101 192L108 199L107 200L104 197L105 200H106V202H104L105 205H107L108 207L110 206L113 209H114L113 202L116 200L118 194L120 193V189L119 188H115ZM4 188H5V185H4ZM2 189H3V186H2ZM28 189H29V187H28ZM24 191H27V190H24ZM140 191H142V190H140ZM258 191L262 192V190H258ZM263 192H264V190H263ZM32 194H34V193H32ZM102 194H100V195H102ZM122 194H123V197L129 203H131V205H132L133 208L134 207L136 208L138 206V201L137 200L140 198V197L138 198V196H139L138 194L139 193H137L135 190L127 187L126 189L123 190V193ZM153 195H155V194H153ZM262 195L263 194H261V196H260L261 197V199H260L261 201H262V198L264 200V196L262 197ZM1 196H2V194H1ZM80 197H81V194H80ZM143 197H144V195H143ZM260 197H257V199H259ZM101 198H102V196H101ZM27 199H30V198H27ZM32 199H33V197H32ZM201 200L202 199L200 198V205L202 204V202L204 203V201H201ZM1 201H3V200H1ZM35 201H38V200H35ZM82 201H84V200L82 199ZM195 201H198L197 203H199V199H197ZM207 201L209 202V200H207ZM238 201H240V200L238 199ZM250 201H252V200H250ZM188 202H186V203H188ZM76 203L79 205V208H78L79 211L81 213L85 212L86 209L84 210L82 208V207H84V206H82L83 203H82V205H81V203H78V202H76ZM194 203L196 204V202H194ZM194 203H192V204H194ZM258 204L259 203H257V206H258ZM73 205H75V204H73ZM146 205L148 206V208H149L150 211H153V213H155L157 215H159V214L162 213L161 210H156V208L155 209L152 208V206H154L153 203H151V202L148 201L146 203ZM209 205H210V203H209ZM139 206H141V205H139ZM187 206H188V204H187ZM191 207H193V206H191ZM213 207H214V205H213ZM255 207H256V203H255ZM4 208L5 207H3V210H4ZM129 208H131V207H129ZM195 208L196 209H199V208H201V206H196V207L192 208V209H194V213H195ZM232 208L233 207H232L231 202H230L227 205L224 204V206L222 207V209L221 210H218V211H214V210L212 211L211 210L212 212L211 211L209 212V209H207L208 210V213H206L207 210L205 209L206 211L204 210L205 214H203V218H204V220H206L208 222L207 224H209V223H211V224L212 223H220V224L222 223L223 224L224 223V220L223 219H226V218H229V217H233V216H230V214H231V212H234L237 215V218H238V216L240 218H242V217L245 218L246 217L248 219V222H251V223L253 222L255 224V226L258 228L259 232L262 231L264 233V213H261V211H257V215H254V213H253V212H255V210L258 207L253 212H250V213L247 211L248 209H246L245 207H242L243 210L240 209L242 211H237V210L232 209ZM234 208H236V206ZM249 208H251V207H249ZM146 209H147V207H146ZM184 209L189 210V208L187 209L186 205H180L178 207L176 206L174 210L178 212V211H180V210L182 211ZM201 209H199V210H201ZM259 209H261V210L264 209V203L259 205ZM67 210H68V208H67ZM70 210H72V209H70ZM114 210H115V212H117V214L120 213L119 210H117V209H114ZM232 210H234V211H232ZM191 211H193V210H191ZM197 211L198 210H196V215H197ZM76 212H78V210ZM76 212L74 214H76ZM80 212H79V214H80ZM185 212L186 211H184V213ZM262 212H264V211H262ZM86 213L88 215L89 212H86ZM194 213L192 212L191 214L194 215ZM187 214H189V211H187ZM9 215H11V213L9 214V212H8V216ZM84 215H85V213H84ZM87 215H86V218H89V217H87ZM175 215H177V214H175ZM236 215H235V217H236ZM240 215H243V216H240ZM73 216H75V215H73ZM93 217H92V219H89V220L94 221V218ZM117 217H119V215H117ZM184 217H186V216H184ZM75 218L76 217H74V219ZM97 218H99V217H97ZM105 218L106 217H104V219ZM175 218H172V217H169V216L166 215V220L167 219H175ZM187 218L189 219L188 215H187ZM191 219H192V217H191ZM247 219H245V221ZM86 220H84V221H86ZM108 220H110V219H108ZM115 220H117V218ZM229 220H231V219H226L225 221H229ZM241 220H243V219H241ZM97 221H95V222L97 223ZM99 221H101V220H99ZM192 221H194V219H192ZM235 222L237 223V221H235ZM106 223L109 224L108 222H105V224ZM192 223H194V222H192ZM103 224H104V222H103ZM207 224H205V225H207ZM244 224L246 225L247 223H244ZM85 225L86 224H84V226ZM215 225H217V224H215ZM226 225H227V223H226ZM107 226L108 225H106L105 227H107ZM204 226H202V227H204ZM231 226H232V222H231ZM251 226H252V224H251ZM209 228H211V227H209ZM245 229H247V228H245ZM103 230H105V229H103ZM211 230H212V228H211ZM211 230H209V232ZM214 230H216V229H214ZM251 230H252V228H251ZM200 231L203 232L202 230H200ZM247 231H248V229H247ZM108 232L111 233L110 232V229L108 230ZM108 232H106V233H108ZM212 232H214V231H212ZM215 232L219 234L221 231L220 232L215 231ZM231 232L233 233V231H231ZM259 232H258V234H259ZM104 233H105V231H104ZM53 235H56V237L57 236H60V238L63 239L65 243H67V244H64V245L62 244L63 247H65V245H68L70 247L71 244H78L77 246L80 245L79 247H83L84 250H81L80 249L81 252L78 255H74L73 254L74 256L73 255H62V254L60 256H56V257L46 256L43 250L49 249V250L55 251V252H58L59 251L58 250V245L59 244L56 243V241L53 239ZM204 235L206 236V229H205ZM204 235H202V236H204ZM73 237L77 241H72ZM113 237L115 238V236H113ZM224 237L230 238V236L229 237L228 236H224ZM234 238H236V237H234ZM115 239H114V241H115ZM142 239H143V237H142ZM63 240H61V241L63 242ZM258 240H260V239H258ZM14 241H21L22 242V245L21 246L14 245L13 244ZM57 241H58V239H57ZM58 242H60V241H58ZM27 243H29L30 246L32 245V249H30V250L29 249L28 250H24L25 244H27ZM220 244H221V241H220ZM220 244H218V246H220ZM257 244H258V242H257ZM258 245L260 246L261 251L258 253V259L257 260L258 261L260 260L259 262L262 263L263 260H264V243H259ZM59 246H61V245H59ZM218 246H217L216 249H218V252L220 253V249L218 248ZM221 247H222V245H221ZM44 248H46V249H44ZM246 248H247V246H246ZM202 249H204V247H202ZM248 249H249V247H248ZM258 250H260V249H258ZM221 251L224 252V250H221ZM245 251H246V253L247 252H249V253L252 252V250L251 251H248L246 249L244 251L242 250L240 252L241 253L243 252L245 254ZM209 252L211 253V251H209ZM16 255H20V256L18 258H15ZM211 255H213V254H211ZM222 255H223V253H222ZM193 256H191V257H193ZM191 259H194V258H191ZM198 260H200V258ZM250 260H252V259H250ZM194 261H196V263H197V260L196 259ZM259 262H257V264H260ZM197 264H201V263H199V261H198Z\"/></svg>","mask_w":264,"mask_h":264}]
</instances>
